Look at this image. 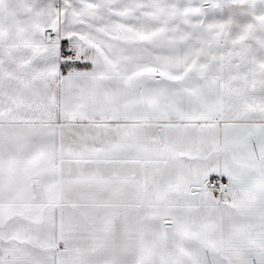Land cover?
<instances>
[{"label": "snow or ice", "instance_id": "6c2138e0", "mask_svg": "<svg viewBox=\"0 0 264 264\" xmlns=\"http://www.w3.org/2000/svg\"><path fill=\"white\" fill-rule=\"evenodd\" d=\"M0 264H264V0H0Z\"/></svg>", "mask_w": 264, "mask_h": 264}]
</instances>
